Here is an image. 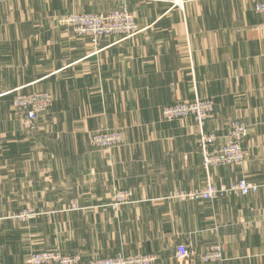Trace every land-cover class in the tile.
<instances>
[{
	"label": "crops",
	"instance_id": "0c3cea01",
	"mask_svg": "<svg viewBox=\"0 0 264 264\" xmlns=\"http://www.w3.org/2000/svg\"><path fill=\"white\" fill-rule=\"evenodd\" d=\"M261 2L188 0L180 9L166 0H132L138 32L94 43L63 21L71 0H0V212L33 206L62 218L66 212L73 224L71 213L84 210L94 225L133 227L119 243L134 247L118 250L154 254L153 264H264ZM19 89L54 98L35 131L25 130L11 107ZM196 97L215 101L206 128L219 145L232 120L248 127L244 162L212 169L214 183L247 178L260 185L256 194L177 197L202 189L207 170L194 119L166 122L161 108ZM104 128L124 130V145L95 152L89 135ZM116 188L133 195L118 216L105 208ZM142 226L149 233L140 234ZM20 240L0 233V264H26ZM181 244L191 252L185 261L176 258ZM216 244L224 260L202 262Z\"/></svg>",
	"mask_w": 264,
	"mask_h": 264
},
{
	"label": "rangeland",
	"instance_id": "374dc122",
	"mask_svg": "<svg viewBox=\"0 0 264 264\" xmlns=\"http://www.w3.org/2000/svg\"><path fill=\"white\" fill-rule=\"evenodd\" d=\"M71 1L73 5L71 7L70 12L63 18V21L67 25L71 26L74 33L79 37H89L93 40L94 43H98L100 39L105 37H110V36L131 37L138 32L139 24L137 22L134 11L130 8V1L132 0H71ZM166 1L170 2L173 6L180 8L179 6L175 5L176 3L174 0H166ZM82 2H95L97 6H98V2H101L102 6L110 3L111 8L108 10L106 9L79 10L78 5ZM187 2L188 0H186L185 4ZM180 9H184V8H180ZM123 14H129L134 17L135 25L137 28L133 34H127L128 32H124V31H116L110 34L96 33L95 31L96 27H94L91 28V32L89 34L80 35L79 32H77L76 28H79L81 26L79 24L72 22V20L74 21L76 19H83L86 16L97 17V18L102 17L116 21V23H114L113 26L115 25L119 26L122 25L120 22H123L124 20L118 18ZM39 92H47V90L34 89L30 91H25V90L22 91L19 89L13 91L12 93L13 97L11 98V107L14 110L16 116H18L17 121L19 123L21 122L22 127L28 131H35L37 127L34 130H30L25 127L24 113L22 110H19L14 106V101L16 98L28 99L29 97H34V96L36 97L37 93ZM3 95L5 94L3 93ZM195 99L189 101H178L163 106L161 108V119L166 122H172L181 119L193 118V116H184V115L176 116L173 115L172 111L175 110L178 107V105L181 106L182 104L192 103L195 101ZM202 99H211V98H202ZM212 101L215 104V101L213 99ZM53 103H54V98H53ZM50 109L51 108H49L47 112H49ZM46 113H44L43 115L42 114L39 115V118L37 120V126L40 118L45 116ZM214 114L215 112L208 120L214 118ZM235 121L236 120H232L229 123L227 142L229 140L230 129L232 127L233 122ZM196 125L198 128L197 142L201 149V154L204 163L203 149L200 144V139H201L200 128L197 123ZM205 131L209 134H214L217 137L218 140L217 143L219 145L218 134L214 131L209 130L208 128H205ZM125 140H126L125 132L124 130L119 128L98 129L96 131L91 132L89 135V144L94 149V151L98 153H101L100 151L102 152L107 151L110 153L114 149L120 148L122 145H124ZM204 166L207 170V178H206V184L203 188L208 186V184L216 185L211 176V171L212 169L217 167L207 168L205 164ZM217 186L221 187L226 185H217ZM122 192L131 195L129 202L113 207V203L116 201V196H118V194ZM132 197L133 195L130 190L116 188L114 194L112 195L110 203L107 204L105 208L109 207V210H111L116 214V216H118L120 213L119 211L122 207L132 203ZM83 211L84 210L71 213L73 215L72 217L73 224L71 223L70 218L66 216V212L64 213L63 216L64 218H62L59 217L58 215L61 211L38 210L33 206L23 207L14 211L0 212V225L2 227V228L0 227V233L4 232L6 234L14 235L16 237H21L20 245L23 246L21 250L22 251L24 250V253L27 254L26 264L28 258L35 252H54L61 256H66V257L71 256L74 257L73 260H77V261L79 260L82 264H88L91 261L97 259H107V258L116 257L120 254L135 255L134 253H127L124 250H120V251L118 250V247L122 249V246L134 247L133 243H129L130 241L127 243L123 242L122 244L119 243L124 239V237L134 235L135 229L133 227L123 228L122 226L115 225L113 221L111 223L110 221L105 222L104 223L105 225L102 226L94 225L92 223L91 217L86 216L85 214H87V212H83ZM137 231H140V234L146 235V233H149L150 230L149 227L142 226ZM112 241H116V243ZM102 244L104 245L103 246L104 249L100 247ZM111 248H113V250L115 251L107 250Z\"/></svg>",
	"mask_w": 264,
	"mask_h": 264
},
{
	"label": "built area",
	"instance_id": "2783aa9c",
	"mask_svg": "<svg viewBox=\"0 0 264 264\" xmlns=\"http://www.w3.org/2000/svg\"><path fill=\"white\" fill-rule=\"evenodd\" d=\"M175 5L184 8L186 0H174ZM257 12L264 14V2L256 5ZM118 19L122 25L113 26L116 21L102 17H84L83 19L72 20L73 23L81 27L76 28L80 35L89 34L91 28L96 27V33L110 34L116 31L128 32L133 34L136 30L134 17L129 14H123ZM53 97L50 92H39L35 97L16 98L14 106L22 110L25 116V127L34 130L37 127V120L40 114H44L51 108ZM215 110V104L212 99H202L196 97L195 101L189 104H182L172 111L173 115L193 116L200 128V144L203 149L204 164L206 167H220L223 165H240L245 160L244 141L248 136V127L243 121L236 120L230 129L229 140L224 145H218L217 137L205 131L207 120L212 116ZM260 185L250 182L247 178H241L226 186L218 187L214 184H208L203 189H198L187 194L177 195L180 199H196L212 201L222 196L241 195L248 196L256 194ZM131 195L122 192L116 196L113 207L129 202ZM191 252L187 245L177 246L176 258L179 261L187 260ZM71 256H61L54 252H35L27 261V264H82L79 260H73ZM200 259L202 262H217L224 260L223 249L219 244L211 246L204 252ZM157 256L154 254H120L116 257L107 259L93 260L88 264H153Z\"/></svg>",
	"mask_w": 264,
	"mask_h": 264
}]
</instances>
